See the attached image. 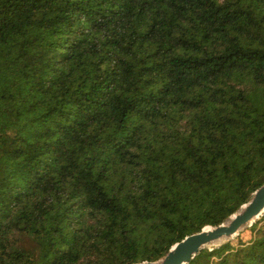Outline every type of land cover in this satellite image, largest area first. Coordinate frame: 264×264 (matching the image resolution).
Instances as JSON below:
<instances>
[{"label": "trees", "instance_id": "trees-1", "mask_svg": "<svg viewBox=\"0 0 264 264\" xmlns=\"http://www.w3.org/2000/svg\"><path fill=\"white\" fill-rule=\"evenodd\" d=\"M262 186L264 0H0V264L156 262Z\"/></svg>", "mask_w": 264, "mask_h": 264}, {"label": "water", "instance_id": "water-1", "mask_svg": "<svg viewBox=\"0 0 264 264\" xmlns=\"http://www.w3.org/2000/svg\"><path fill=\"white\" fill-rule=\"evenodd\" d=\"M264 216V186L255 191L251 200L232 215L228 222L218 227H205L200 233L191 235L175 244L167 255L156 262L140 264H188L203 249H211L233 239L240 234L246 225L251 226Z\"/></svg>", "mask_w": 264, "mask_h": 264}, {"label": "rangeland", "instance_id": "rangeland-1", "mask_svg": "<svg viewBox=\"0 0 264 264\" xmlns=\"http://www.w3.org/2000/svg\"><path fill=\"white\" fill-rule=\"evenodd\" d=\"M260 218H261V217H260ZM260 218H259V219H260ZM259 219H258V220H259ZM251 226H252V225H251ZM249 227H250V226H247V227L245 226V227L242 228V230L240 231V232H243V238H244L245 240H248V239L250 238V234H249V232H247V231L244 230L245 228H249Z\"/></svg>", "mask_w": 264, "mask_h": 264}, {"label": "bare ground", "instance_id": "bare-ground-1", "mask_svg": "<svg viewBox=\"0 0 264 264\" xmlns=\"http://www.w3.org/2000/svg\"><path fill=\"white\" fill-rule=\"evenodd\" d=\"M248 225H246V227H247ZM223 241H219V242H217L216 244L218 245V244H220V243H222Z\"/></svg>", "mask_w": 264, "mask_h": 264}]
</instances>
